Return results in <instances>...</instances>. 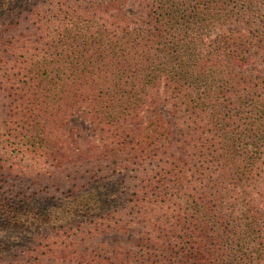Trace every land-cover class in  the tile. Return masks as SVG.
Segmentation results:
<instances>
[{"label": "trees", "instance_id": "trees-1", "mask_svg": "<svg viewBox=\"0 0 264 264\" xmlns=\"http://www.w3.org/2000/svg\"><path fill=\"white\" fill-rule=\"evenodd\" d=\"M128 1L0 0V18L33 2L22 18L0 29L1 60L17 36L29 37L21 31L23 21L40 16L38 30L50 40L44 56L26 58V81L14 99L11 145L17 157L35 163V170L62 168L71 161L57 134L61 117L85 105L95 132L107 141L105 148L119 156L132 154L135 161L129 162L138 166L157 160L155 174L132 196L140 213L149 212L145 205L152 201L162 211L136 245L110 243L108 219L101 217L90 221L89 239L104 236L102 249L75 248L74 240L62 250L53 244L43 252L33 246L48 223L32 218L30 226L23 224L19 210L0 194V264H45L48 258L58 264L246 263L244 254L226 249L244 242L240 233L253 226L246 220L259 211L229 200L244 181L257 177L264 101L255 100L254 90L246 89L250 79L238 78L237 72L252 57L264 58V5L255 0H147L133 20L125 12ZM46 3L51 4L41 18ZM244 21L247 39L230 29L207 44L218 24ZM237 95L240 103L232 99ZM165 105L168 117L161 111ZM206 112L210 137L203 132L208 124L202 126ZM17 157L8 159L12 168ZM125 188L111 197L124 196ZM104 192H94L96 211L108 205Z\"/></svg>", "mask_w": 264, "mask_h": 264}, {"label": "rangeland", "instance_id": "rangeland-1", "mask_svg": "<svg viewBox=\"0 0 264 264\" xmlns=\"http://www.w3.org/2000/svg\"><path fill=\"white\" fill-rule=\"evenodd\" d=\"M66 1H70L68 4L71 5L75 2L80 3L82 0ZM66 1L62 0L63 3ZM255 1L260 6L264 5V0ZM142 3L146 5L149 1L129 0L125 6L127 16L138 20ZM50 4L46 3L41 18L47 14L46 11ZM32 5L33 2L21 3L10 14L0 18V29L10 21L22 18ZM253 16L254 13L251 17ZM39 18L40 16L34 17L32 21H23L24 28L21 31L29 34V37L17 36L10 52L3 54L6 59L1 60L2 57H0V181H3L0 184L1 199H5L8 205L19 210L23 224L30 226L32 218L39 221L45 220L48 223L46 226L43 225L46 229L45 235L36 246H33L34 249L39 248L44 252L47 251V247L54 244L55 248L62 250L66 244L74 240L78 242L75 248L89 245L90 248L102 249L104 236L89 239L94 230L91 228L90 221L101 217L108 219V226L105 230L109 228L106 238L110 243L114 241V245L119 247H128L129 243L136 245L138 242L135 240L139 239L142 233H149L151 223L159 217L162 211L160 203L152 201L153 203L145 205L146 208H150V211L146 214L140 213L137 198L132 196V193L140 192V188H143L142 181H145V178L150 180L155 174L159 167L157 160L153 158L144 165L138 166L129 162L135 161L132 154L126 153L119 156V153L105 148L107 141L103 135L95 132L94 119L89 113L90 109L85 105L73 106L64 117H61L63 123L57 134L62 140L61 146L64 144L68 160L71 161L62 168L37 166L35 170V163L29 161L27 157H17L18 152L11 145L13 138L10 135H16L15 126H12V115L15 112L13 111L14 99L16 93H21L23 83L26 81V58L35 55L44 56L48 49L46 45L50 41L45 39L43 33L38 30ZM255 21L256 19L252 18V23ZM245 23L244 21L235 22L234 25L218 24L210 31L206 39L207 44L225 35L230 29L236 31L234 35L247 39L249 33ZM237 73H240L238 78L250 79V86L246 89H253L255 100L263 103L264 58L262 56L252 57L249 62L240 67ZM230 93L228 98L231 97ZM242 94L250 95L247 90H243ZM238 95L232 99L240 103ZM167 108L166 105L161 108L166 117H168ZM262 110L264 111V107ZM204 115L206 119L202 126L207 124L208 126L203 132L205 136L210 137L211 115L210 112ZM230 115L229 110L225 111L226 117ZM11 128L14 133H11ZM260 131L263 136L260 142L262 158L257 164L255 163L257 177L253 181L252 179L248 182L244 181V185L240 186L234 198L229 200V203L238 204L241 207L249 204L250 207L259 211V215L251 216V219L246 220V222H252L253 226L246 227L244 233H240L244 242L234 244L233 248L228 246L226 249L228 251L235 249L238 254H244L246 263L241 264H264V125ZM15 157H17L15 160L17 165L12 168L8 159ZM75 162H80L78 169L74 168ZM41 170H44L43 173ZM141 175L142 178H140ZM94 176L96 178L93 179ZM122 186L127 190L124 196L112 198L114 191ZM102 189L106 191L102 194L110 200L106 207L96 211L92 198L96 190L99 192ZM85 203L89 208L84 206ZM85 210L89 212L88 216L84 214ZM35 213L36 216H34ZM240 217L241 220H245L244 216ZM82 222L85 224L81 225ZM116 231L119 232L116 233ZM126 231L128 233L125 239L122 234ZM66 233L69 234L66 235ZM63 234H65L64 240L62 239ZM44 263L58 264L60 261L48 258Z\"/></svg>", "mask_w": 264, "mask_h": 264}]
</instances>
